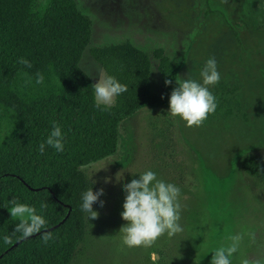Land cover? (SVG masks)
Returning a JSON list of instances; mask_svg holds the SVG:
<instances>
[{
    "label": "rangeland",
    "instance_id": "374dc122",
    "mask_svg": "<svg viewBox=\"0 0 264 264\" xmlns=\"http://www.w3.org/2000/svg\"><path fill=\"white\" fill-rule=\"evenodd\" d=\"M77 2L91 21L90 47L126 42L149 53L154 93L161 92L159 55L182 64L179 78L193 79L215 57L220 81L238 85L243 107L233 119L191 127L167 115L169 102L124 119L117 151L81 169L88 189L104 193V206L94 221L86 217L70 264H209V250L229 232L242 234L240 255L249 264H264V185L241 167L244 157L264 159V0ZM81 67L95 83L106 75L89 47ZM149 169L180 188L183 230L150 248H127L121 184Z\"/></svg>",
    "mask_w": 264,
    "mask_h": 264
},
{
    "label": "trees",
    "instance_id": "16d2710c",
    "mask_svg": "<svg viewBox=\"0 0 264 264\" xmlns=\"http://www.w3.org/2000/svg\"><path fill=\"white\" fill-rule=\"evenodd\" d=\"M91 37V21L77 0H0V238H10L8 244L0 239V264L72 262L86 235L80 203L88 185L81 169L114 154L121 122L168 103L174 77L179 78L182 64L159 55L161 92L154 93L149 53L126 42L90 47ZM88 47L106 75L126 89L107 111L95 107V82L81 67ZM21 57L32 67L19 64ZM37 72L43 84H35ZM166 79L173 83L165 85ZM210 88L217 108L203 123L239 115L238 85L220 81ZM52 121L66 134L64 151L46 147L40 154L37 146ZM241 167L264 185V159L244 157ZM13 198L45 216L41 233L20 239L13 232L18 223L8 210ZM42 201L48 205L43 210ZM44 232L52 236L47 245Z\"/></svg>",
    "mask_w": 264,
    "mask_h": 264
},
{
    "label": "clouds",
    "instance_id": "9594fccd",
    "mask_svg": "<svg viewBox=\"0 0 264 264\" xmlns=\"http://www.w3.org/2000/svg\"><path fill=\"white\" fill-rule=\"evenodd\" d=\"M17 62L26 68L32 67V63L25 57L19 58ZM174 79L175 87L172 88L169 96L167 115L179 117L188 127L201 125L217 108L216 97L210 88L221 80L215 57H209L204 61L199 70V79L181 77ZM43 82V74L37 72L35 84L40 85ZM28 83H31V80ZM172 83L170 79L165 80V85ZM92 87L95 107L101 111L110 109L115 98L126 91L112 75L100 74L98 82L92 84ZM65 135L61 125L52 121L51 129L45 139L38 144L37 151L44 154L47 147L55 152H63ZM138 173V178L121 184L125 197L120 216L126 223L119 232L122 233V244L127 248H150L161 236L166 234L171 238L182 232L183 229L179 224L180 188L172 182L158 179L157 173L151 169ZM117 179L122 180V175ZM102 195L104 193L101 191H96L94 194L92 187L81 195L80 209L91 222L96 219L97 210L104 206L102 201L98 202V198ZM9 205L11 217L18 219L13 231L19 234L18 238L26 239L45 229L47 220L44 215L37 213L35 206L18 202L15 198L9 201ZM93 205H96V209L92 207ZM47 206V202L40 203L42 210ZM51 238L48 232L42 234L45 245ZM0 239L4 244L10 243L8 236ZM242 240L243 236L240 233H226L223 239L209 250L213 253L209 264H249V260L240 255ZM152 259L156 257L153 256Z\"/></svg>",
    "mask_w": 264,
    "mask_h": 264
}]
</instances>
